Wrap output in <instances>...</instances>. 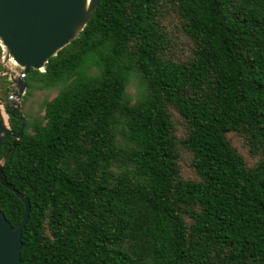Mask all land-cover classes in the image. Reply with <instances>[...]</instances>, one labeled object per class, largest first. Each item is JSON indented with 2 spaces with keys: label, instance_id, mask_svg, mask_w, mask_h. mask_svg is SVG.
Here are the masks:
<instances>
[{
  "label": "trees",
  "instance_id": "16d2710c",
  "mask_svg": "<svg viewBox=\"0 0 264 264\" xmlns=\"http://www.w3.org/2000/svg\"><path fill=\"white\" fill-rule=\"evenodd\" d=\"M24 81L56 92L0 145L20 264H264V0H97Z\"/></svg>",
  "mask_w": 264,
  "mask_h": 264
},
{
  "label": "water",
  "instance_id": "95a60500",
  "mask_svg": "<svg viewBox=\"0 0 264 264\" xmlns=\"http://www.w3.org/2000/svg\"><path fill=\"white\" fill-rule=\"evenodd\" d=\"M97 0H0V44L5 53L21 67L18 76L10 78L18 94L24 87L23 76L30 69L40 70L47 59L68 43L90 18ZM13 134L2 158L15 147L24 123ZM12 134L0 116V144ZM0 183L22 202L21 219L15 225L0 211V264H20L21 229L28 217L29 202L1 174Z\"/></svg>",
  "mask_w": 264,
  "mask_h": 264
},
{
  "label": "rangeland",
  "instance_id": "374dc122",
  "mask_svg": "<svg viewBox=\"0 0 264 264\" xmlns=\"http://www.w3.org/2000/svg\"><path fill=\"white\" fill-rule=\"evenodd\" d=\"M0 65H1L0 74L5 75L6 79L8 80H10V78L12 77L18 76L21 71V68L12 60V58L9 55L5 53V50L1 46V44H0ZM127 91L130 92L131 94H133L135 91V80L133 78L130 79L127 85ZM55 92L56 90L54 88L38 89L31 91L26 96V107L28 108L29 113L31 114L30 116L41 115L42 114L41 103L44 100L51 99L54 96Z\"/></svg>",
  "mask_w": 264,
  "mask_h": 264
},
{
  "label": "flooded vegetation",
  "instance_id": "af4514ba",
  "mask_svg": "<svg viewBox=\"0 0 264 264\" xmlns=\"http://www.w3.org/2000/svg\"><path fill=\"white\" fill-rule=\"evenodd\" d=\"M26 73H25V75H26ZM24 76L22 77L23 81H24ZM25 91H26L25 81H24V87L22 89V92L20 94H18L15 90V87L13 86V83L9 80L8 89L5 92V101L0 98V116H2V118L5 120L6 125L8 126V128L12 132V134H10L6 137V138L10 137V143H11V140L13 138V134L17 131V129L19 128V126L21 124V120L17 116V111L21 114V116L24 117V123H23L22 129L26 125V122L28 120V116L31 115L29 113L28 108L26 107V97L24 96ZM9 119H11L14 124L16 123V127L14 130L10 127ZM22 129H21V132H22ZM6 138H4V140Z\"/></svg>",
  "mask_w": 264,
  "mask_h": 264
}]
</instances>
